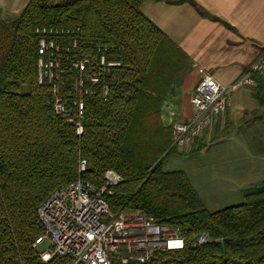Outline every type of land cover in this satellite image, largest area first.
Segmentation results:
<instances>
[{
  "label": "trees",
  "instance_id": "obj_1",
  "mask_svg": "<svg viewBox=\"0 0 264 264\" xmlns=\"http://www.w3.org/2000/svg\"><path fill=\"white\" fill-rule=\"evenodd\" d=\"M146 1L30 0L12 21L0 11V264H69L60 256L43 262L34 248L44 234L38 208L79 178L102 187L109 171L122 178L107 196L114 214L141 212L180 229L185 239L184 250L159 252L144 264H264V182L244 204L211 212L185 173L164 170L178 152V122L165 124L162 112L191 59L142 12ZM181 3L217 20L193 0ZM42 39L55 45L62 70H54L55 83L72 108L80 75L75 62L105 57L118 64L85 73L81 134L56 113L53 84L39 81ZM93 74H99L96 84ZM256 82L253 97L263 106L264 79L256 76ZM81 160L88 168L80 174ZM203 233L209 241L196 244Z\"/></svg>",
  "mask_w": 264,
  "mask_h": 264
},
{
  "label": "built area",
  "instance_id": "obj_2",
  "mask_svg": "<svg viewBox=\"0 0 264 264\" xmlns=\"http://www.w3.org/2000/svg\"><path fill=\"white\" fill-rule=\"evenodd\" d=\"M43 33L46 34L47 31L44 30ZM54 50L53 42L41 40L39 81L43 83L48 80L53 84L56 113L69 117V121L75 124L77 133L81 134L86 108L84 97L88 94V91H84L85 73L88 71L91 74L96 68H102L105 72L107 68L118 64L107 63L105 57H101L100 61L86 59L75 62L73 66L80 75L75 83L78 95L75 96L72 108L60 95L59 86L55 83L59 77L54 70L57 69L59 73L62 70L54 59ZM200 73L201 79L191 100L193 116L174 126L173 145L178 149L191 146L212 128L231 105L234 93L245 87H256V76L264 79V52L247 73L230 85L219 83L203 70ZM98 81L99 74H93L92 82L96 84ZM103 94L107 101V86L104 87ZM72 110H75L73 116ZM87 168V161L81 160L79 173L86 172ZM105 180V184L98 187L79 178L56 189L39 206L37 215L44 234L36 240L34 248L38 250L45 242L49 243V247L40 252V257L45 262L60 256L68 258L69 264H144L159 252L184 250L186 242L180 229L160 225L141 212L114 214L107 196L113 195L114 187L122 178L109 171ZM208 241L207 233L196 238L198 245Z\"/></svg>",
  "mask_w": 264,
  "mask_h": 264
},
{
  "label": "crops",
  "instance_id": "obj_3",
  "mask_svg": "<svg viewBox=\"0 0 264 264\" xmlns=\"http://www.w3.org/2000/svg\"><path fill=\"white\" fill-rule=\"evenodd\" d=\"M181 1L147 0L142 6V12L191 59L182 85L163 108L165 124L184 122L193 116L191 100L201 79L200 70L219 83L230 85L247 73L264 52V0H193L217 20L202 17L191 4ZM29 2L0 0L2 17L8 21L16 19ZM254 89L246 103L241 99L239 104L237 97L234 107L232 101L215 125L223 122L226 128L236 127L235 123L256 113L262 105L253 97Z\"/></svg>",
  "mask_w": 264,
  "mask_h": 264
},
{
  "label": "rangeland",
  "instance_id": "obj_4",
  "mask_svg": "<svg viewBox=\"0 0 264 264\" xmlns=\"http://www.w3.org/2000/svg\"><path fill=\"white\" fill-rule=\"evenodd\" d=\"M251 89L245 87L234 93L233 106L236 107L237 97L239 104L241 99L246 103ZM235 125H214L194 144L178 149L164 165L167 172L185 173L198 198L211 212L244 204L245 195L264 182V105ZM204 145V150L193 152ZM48 247L45 242L38 250L42 252Z\"/></svg>",
  "mask_w": 264,
  "mask_h": 264
}]
</instances>
